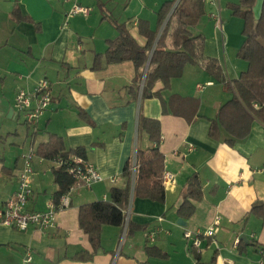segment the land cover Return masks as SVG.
<instances>
[{
	"label": "crops",
	"instance_id": "obj_1",
	"mask_svg": "<svg viewBox=\"0 0 264 264\" xmlns=\"http://www.w3.org/2000/svg\"><path fill=\"white\" fill-rule=\"evenodd\" d=\"M166 1L169 0H105L103 4L104 0H0V144L14 138L10 151L13 156H6L8 151L0 156V198H9L17 190L23 154L31 148L38 150L53 134L62 137L71 157L77 149H84L86 159L105 177L91 189L74 190L69 205L56 212V226L46 232L36 227L20 231L0 222V250H7L11 258L8 264H23L27 246L34 249L33 264L113 263L117 238L122 233L121 228L114 226L104 227L102 248L92 260L77 257L84 251H94L88 234L80 227L79 212L83 204L107 199L112 187H123L127 161L134 159L138 147L147 150L154 146L145 132L139 133L141 114L161 121L160 150L165 156V170L174 175V183L166 187L163 203L133 199V222L144 227L139 231L145 235L156 230V241L145 238L142 242L139 236H132L126 240L116 263H263L264 218L251 210L264 204V124L255 120L249 136L233 146L224 138L216 140L209 135L210 119L234 92L215 80L207 67L216 61L232 85L248 68L245 60L240 61L242 58L229 51L225 27L220 32L208 11L200 16L202 19H193L199 31L193 35L196 63L188 65L184 76L174 80L171 90H164L162 96L141 97L142 82L137 83L133 62L106 61L105 52L109 42L119 36L120 24L145 46L147 37L141 34L140 24L147 21L151 29L157 30L158 10ZM197 3L190 1L193 14ZM224 3L230 7L234 2L220 0L221 15ZM75 4L89 8L90 13L70 15ZM17 6L32 21L15 20L12 13ZM209 21L214 23L213 33H206L211 28ZM99 54L102 66L95 68ZM44 78L52 83V104L30 134L19 124L16 94L22 88L32 90ZM199 84L204 87L199 88ZM162 88L163 84L158 83L156 89ZM174 93L198 97L201 116L188 122L163 113V101ZM56 168L59 165L53 159L39 156L34 160L28 210L51 208L59 190L54 178ZM193 174L201 180L203 198L194 202V215L185 219L179 210ZM112 177H116L115 182ZM180 218L187 226L178 223ZM213 225L214 236L204 237L200 248L184 237L186 230ZM147 243L168 256H148Z\"/></svg>",
	"mask_w": 264,
	"mask_h": 264
},
{
	"label": "trees",
	"instance_id": "obj_2",
	"mask_svg": "<svg viewBox=\"0 0 264 264\" xmlns=\"http://www.w3.org/2000/svg\"><path fill=\"white\" fill-rule=\"evenodd\" d=\"M190 1L180 0L177 4L175 0L164 2L158 10L157 30L151 29L147 21L141 22V34L147 37L145 46H141L123 24L119 25V36L109 42L105 52L106 61L108 63L133 62L137 71V83L142 82L144 78L142 98L162 96L164 90H171L174 80L184 76L188 65L196 63V38L191 30L194 25V14ZM256 2L257 0H239L238 3L230 5L234 14L244 20L245 40L238 55L248 63V68L241 72L232 85L226 80L216 61L207 67L215 80L234 92L232 98L218 109L217 115L210 119L209 135L216 140L224 138L225 142L232 146L249 136L255 120L264 124V10L261 20L257 23L253 11ZM12 14L17 21H32L31 18L22 14L18 6ZM101 57V54L97 56L95 68H101ZM148 63L149 67L145 74ZM158 83L163 84L162 89H156ZM135 94L138 95L137 90ZM200 105L201 100L198 97L174 93L168 101H163V113H171L192 122L201 116ZM138 130L139 133L145 132L154 146L147 150L137 148L138 169L135 178L132 172L134 160L129 159L122 174L125 181L123 187L114 186L110 189L107 199L89 202L80 207L79 224L88 234L94 251L92 253L84 251L77 256L78 258L85 260L94 258L102 248V234L105 226L119 227L123 230L125 211L133 199L145 198L161 203L166 199V187L163 183L166 171L165 156L160 150L161 121L141 114ZM38 154L49 160L57 157L71 158V152L65 150L64 140L55 134L51 135L48 143L38 148ZM75 154L86 159L85 150L82 148L77 149ZM54 178L59 185V190L54 195V203L58 207L61 196L73 185L75 178L65 165L54 170ZM202 198L201 180L198 174H193L188 180V192L179 215L185 219L191 218L196 209L194 202ZM251 212L264 218V204L255 205ZM142 228L144 227L133 222L131 214L127 232L134 233ZM240 243L243 241L241 240ZM146 253L148 256L160 258L168 256L156 245L151 246L148 243ZM195 256L199 260V255L195 254Z\"/></svg>",
	"mask_w": 264,
	"mask_h": 264
},
{
	"label": "built area",
	"instance_id": "obj_3",
	"mask_svg": "<svg viewBox=\"0 0 264 264\" xmlns=\"http://www.w3.org/2000/svg\"><path fill=\"white\" fill-rule=\"evenodd\" d=\"M204 1L212 7V10L209 13L210 19L215 22L216 28L223 33L225 26L221 15L220 0ZM89 13L90 9L80 4H75L69 12L70 15H88ZM143 86L144 78L142 81V87ZM198 87L203 88L204 85L199 84ZM52 95V83L47 78L41 79L32 90L22 88L17 92L16 106L19 112L21 110L24 112V118L27 124L34 127L38 125L39 120L52 104ZM193 148V145H190V150ZM37 157H39L38 150L35 148H31L27 153L23 154V165L18 176L17 190L9 198H0V222L20 231H27L30 227H36L38 230L46 232L51 228H54L56 226V212L69 205L70 195L74 190L79 189L80 187L91 189L94 184L102 182L105 179L94 163L88 161L80 155H75L70 159L57 157L53 160L59 165V167L65 165L69 172L74 176L75 182L69 190L61 196L60 205L58 207L55 203H53L51 208L47 211L28 210L27 204L33 194L32 183L33 175L35 173L34 160ZM133 160L134 163L132 172L133 177L135 178L138 169L136 154ZM112 181L115 182L116 177H112ZM163 183L165 187L171 186L174 183V175L169 171H165ZM131 214L132 202L125 211L126 219L122 230L124 235H126L128 231ZM217 220H219V218ZM215 229V225H213L207 229L198 228L195 231L186 230L184 237L186 239H192L193 246L200 248L203 238H212L214 236ZM156 234V230L146 232V238L149 242H155ZM34 254V249L27 246L23 256V264H33ZM262 264H264V259Z\"/></svg>",
	"mask_w": 264,
	"mask_h": 264
},
{
	"label": "rangeland",
	"instance_id": "obj_4",
	"mask_svg": "<svg viewBox=\"0 0 264 264\" xmlns=\"http://www.w3.org/2000/svg\"><path fill=\"white\" fill-rule=\"evenodd\" d=\"M180 0H175L176 3H178ZM198 3H197V7H196V10H195V14L193 16V19L195 18H199V19H202V15H206L207 11L210 13V11L212 10V7L209 6L204 0H197ZM234 3H238L239 0H230ZM105 3V0L103 2V4ZM222 17H223V20L225 22V39H226V44H228V48H229V51L231 52V54L234 56V57H239L238 53H239V50L241 48V46L243 45L244 43V35H243V28H244V20L242 17H240L239 15H236L234 14L233 10L228 7L227 3H224V5L222 4ZM198 11L201 12V14L197 13ZM202 16V17H200ZM198 19V20H199ZM200 22V21H199ZM210 22V21H209ZM215 23V22H214ZM214 23L210 22L209 25L211 28H207V31L206 33H213V29H214ZM198 27V25H197ZM191 30H192V33L193 35L195 36V34L198 31V28L196 29V25H193L191 27ZM240 58V57H239ZM241 59V58H240ZM240 61H244V60H240ZM25 118H24V112L21 110L20 111V121H19V124L23 127H25V129H28L30 131V134H32L34 132V126L32 125H27L25 124ZM2 133L3 130L1 131ZM14 138H8L6 139V141H3L1 144H0V156L4 155V152L5 151H8L6 153V156H13L12 153L10 152L12 150L11 147H13L12 145V140ZM17 142H19V140H16ZM22 143L23 142H20L19 145L22 146ZM29 143V142H28ZM9 158H7L8 160ZM132 236H139L140 237V240L142 242H144L145 240V234L141 231H136L134 234L132 233H126V235L123 234V232L119 235V238H117V247L115 249V255L113 257V263L112 264H117L116 262V257L121 253L122 251V248L124 246V244L126 243V240L127 239H131ZM7 250H5V248H2L0 250V264H8V261L11 260V258H9L6 254Z\"/></svg>",
	"mask_w": 264,
	"mask_h": 264
},
{
	"label": "water",
	"instance_id": "obj_5",
	"mask_svg": "<svg viewBox=\"0 0 264 264\" xmlns=\"http://www.w3.org/2000/svg\"><path fill=\"white\" fill-rule=\"evenodd\" d=\"M177 4V3H176ZM263 10H264V0H257L254 8H253V11H254V16H255V20L256 22L258 23L261 18H262V15H263ZM148 67H149V63L147 64L146 66V69H145V73L147 72L148 70ZM178 223H180L181 225L183 226H187V223L182 219L180 218L178 220ZM243 239H246L245 236H242Z\"/></svg>",
	"mask_w": 264,
	"mask_h": 264
}]
</instances>
